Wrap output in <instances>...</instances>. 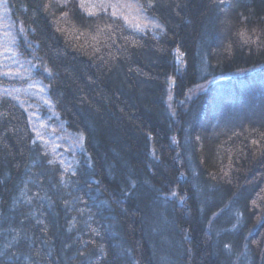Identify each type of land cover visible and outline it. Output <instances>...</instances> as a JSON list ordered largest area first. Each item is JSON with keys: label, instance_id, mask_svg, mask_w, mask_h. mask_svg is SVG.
Listing matches in <instances>:
<instances>
[{"label": "trees", "instance_id": "1", "mask_svg": "<svg viewBox=\"0 0 264 264\" xmlns=\"http://www.w3.org/2000/svg\"><path fill=\"white\" fill-rule=\"evenodd\" d=\"M118 1L0 0V264H264V0Z\"/></svg>", "mask_w": 264, "mask_h": 264}, {"label": "rangeland", "instance_id": "2", "mask_svg": "<svg viewBox=\"0 0 264 264\" xmlns=\"http://www.w3.org/2000/svg\"><path fill=\"white\" fill-rule=\"evenodd\" d=\"M81 2L89 9H95L97 6L104 4H114L117 5V8L122 7V4L118 0H81ZM7 12V9H3L1 12L2 16L0 17V56H3V59L7 61L4 66H9L11 69H13V71H10V74L14 76V78L20 77L23 79L22 81L18 80L19 84H22V82H27V84L31 86L28 89L31 95L35 96L36 98H41L43 101H45V86L41 83L40 80H38L37 78H33L31 71L29 69L23 68L25 66L17 60L16 52L14 50L15 48L11 42V39L14 35L11 27H15L13 26L14 24L12 22V26L9 24L10 20L7 19ZM7 73L9 74V70L7 71ZM210 82H212V80L204 81L203 83H201L199 85L198 91L206 90Z\"/></svg>", "mask_w": 264, "mask_h": 264}, {"label": "snow or ice", "instance_id": "3", "mask_svg": "<svg viewBox=\"0 0 264 264\" xmlns=\"http://www.w3.org/2000/svg\"><path fill=\"white\" fill-rule=\"evenodd\" d=\"M149 6H151V3L149 4ZM81 7H84V5L83 4H81ZM108 7H111L112 9H113V12H112V15L113 16H117L118 14H120L119 12H118V8H117V5H114V4H111V5H101V8L103 9V10H107V8ZM126 7H128V8H136V10L137 11H139V7H137V5H133V4H128V5H126ZM90 14H94V13H90ZM65 15H67V14H65ZM120 15H122V14H120ZM126 21H128V17H123ZM138 31H143V28L144 27H146L147 25H144V26H142L140 23H135L134 25H133ZM156 27H159V25H155ZM242 37H244L246 34L245 33H241L240 34Z\"/></svg>", "mask_w": 264, "mask_h": 264}]
</instances>
